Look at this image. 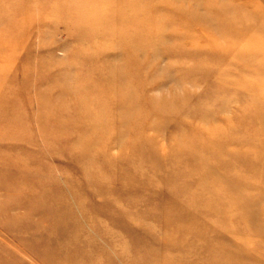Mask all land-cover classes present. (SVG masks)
Returning a JSON list of instances; mask_svg holds the SVG:
<instances>
[{"label":"rangeland","instance_id":"rangeland-1","mask_svg":"<svg viewBox=\"0 0 264 264\" xmlns=\"http://www.w3.org/2000/svg\"><path fill=\"white\" fill-rule=\"evenodd\" d=\"M264 0H0V264H264Z\"/></svg>","mask_w":264,"mask_h":264},{"label":"bare ground","instance_id":"bare-ground-1","mask_svg":"<svg viewBox=\"0 0 264 264\" xmlns=\"http://www.w3.org/2000/svg\"><path fill=\"white\" fill-rule=\"evenodd\" d=\"M261 142H262V144H261V145L264 147V140H261ZM263 235H264V234H263Z\"/></svg>","mask_w":264,"mask_h":264}]
</instances>
